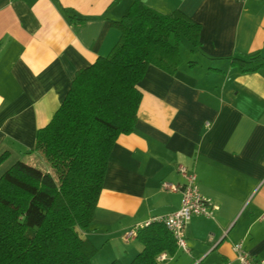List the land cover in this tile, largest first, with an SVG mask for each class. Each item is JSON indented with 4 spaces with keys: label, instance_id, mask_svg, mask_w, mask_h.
Listing matches in <instances>:
<instances>
[{
    "label": "crops",
    "instance_id": "0c3cea01",
    "mask_svg": "<svg viewBox=\"0 0 264 264\" xmlns=\"http://www.w3.org/2000/svg\"><path fill=\"white\" fill-rule=\"evenodd\" d=\"M142 1L200 23L201 46L192 51L182 40L178 72L150 66L138 84L135 130L118 138L82 235L98 249L93 263L129 264L143 245L125 233L180 208L181 194L163 188L183 183L179 165L195 172L216 210L213 219L190 221L187 252L164 253L158 263L239 264L235 244L264 260V68L242 74L228 60L235 52L264 54V0ZM133 2L0 0V156L9 155L0 177L18 161L48 170L32 152L38 130L52 120L77 71L109 54L120 37L111 20ZM60 5L82 23L66 18Z\"/></svg>",
    "mask_w": 264,
    "mask_h": 264
},
{
    "label": "trees",
    "instance_id": "16d2710c",
    "mask_svg": "<svg viewBox=\"0 0 264 264\" xmlns=\"http://www.w3.org/2000/svg\"><path fill=\"white\" fill-rule=\"evenodd\" d=\"M111 26L120 33L117 43L77 71L52 120L37 132L32 152L45 158L48 170L18 161L0 177V264H94L98 249L82 235L93 221L118 138L135 130L143 98L138 84L150 66L175 75L182 40L192 51L201 46L200 23L180 10L162 14L142 0ZM228 60L242 74L264 68L261 51L235 52ZM8 157L1 155L0 165ZM137 239L143 250L129 264H159L160 255L178 252L160 222L142 228Z\"/></svg>",
    "mask_w": 264,
    "mask_h": 264
},
{
    "label": "built area",
    "instance_id": "2783aa9c",
    "mask_svg": "<svg viewBox=\"0 0 264 264\" xmlns=\"http://www.w3.org/2000/svg\"><path fill=\"white\" fill-rule=\"evenodd\" d=\"M177 171L183 179V183L171 184L164 182L163 188L181 194L180 208L169 215L156 217L144 224L137 225L135 228L125 233L124 239L127 240L134 238L142 228L149 225L151 222L156 221L163 223L173 235L178 246V250L187 252L188 243L186 228L190 221L195 217L214 218L216 206L209 197L201 193L197 184L195 172L184 165H179ZM233 250L236 253V259L239 264H264V260L251 256L248 252H246L242 244H235L233 246ZM223 264L231 263L226 262Z\"/></svg>",
    "mask_w": 264,
    "mask_h": 264
},
{
    "label": "rangeland",
    "instance_id": "374dc122",
    "mask_svg": "<svg viewBox=\"0 0 264 264\" xmlns=\"http://www.w3.org/2000/svg\"><path fill=\"white\" fill-rule=\"evenodd\" d=\"M185 41V45H186V47L188 48L189 47V44L187 43V41L186 40H184ZM30 159H28V161H29ZM27 161V162H28ZM31 165H32V163H30ZM34 166H37V167H42L41 165H38V164H35Z\"/></svg>",
    "mask_w": 264,
    "mask_h": 264
}]
</instances>
